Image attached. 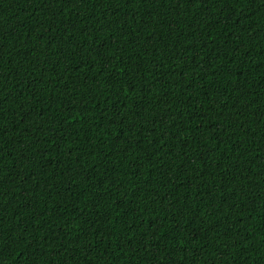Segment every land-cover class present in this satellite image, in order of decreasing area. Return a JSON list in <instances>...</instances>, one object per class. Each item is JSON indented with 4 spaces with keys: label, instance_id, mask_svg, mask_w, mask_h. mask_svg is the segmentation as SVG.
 Here are the masks:
<instances>
[{
    "label": "trees",
    "instance_id": "trees-1",
    "mask_svg": "<svg viewBox=\"0 0 264 264\" xmlns=\"http://www.w3.org/2000/svg\"><path fill=\"white\" fill-rule=\"evenodd\" d=\"M0 264H264V0H0Z\"/></svg>",
    "mask_w": 264,
    "mask_h": 264
}]
</instances>
